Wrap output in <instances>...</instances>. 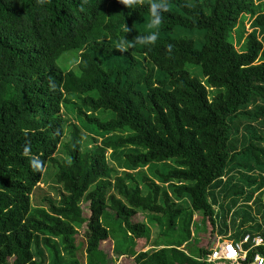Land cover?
<instances>
[{"label": "trees", "instance_id": "obj_1", "mask_svg": "<svg viewBox=\"0 0 264 264\" xmlns=\"http://www.w3.org/2000/svg\"><path fill=\"white\" fill-rule=\"evenodd\" d=\"M151 3L0 0V264H113L106 242L130 264H210L184 247L193 227L264 238V0H168L159 29Z\"/></svg>", "mask_w": 264, "mask_h": 264}, {"label": "rangeland", "instance_id": "obj_2", "mask_svg": "<svg viewBox=\"0 0 264 264\" xmlns=\"http://www.w3.org/2000/svg\"><path fill=\"white\" fill-rule=\"evenodd\" d=\"M245 25H246V27H245V30H244L245 32L244 33L246 34V32L251 31L250 22L249 23L248 22L245 23ZM77 58H78V55H77V53L75 51H68L59 59L58 64L63 70H69V69H72L75 66ZM142 62L145 63V67L149 66L148 62L145 61L144 59H142ZM195 74L199 75L197 70L195 71ZM66 116L71 122L79 123L78 119H77L76 115L73 113V111L70 110V111L66 112ZM81 127L83 128V126H81ZM86 133H87V135H89V131H86ZM110 154H111V151H109V153H108L109 159H110ZM110 163H111V165L112 164L114 165V163L112 162L111 159H110ZM146 171H147V169H146ZM148 173H150V171ZM52 178H53V174H52L51 171H49V174L47 175V177H46V179L44 181L46 183V185L42 184V186L45 185L44 189H45V191H47V193H52V190H51ZM43 194L44 193H42L41 191L37 190L35 192L34 199L35 198L36 199L37 198H41ZM216 207L218 208V206H216ZM254 210H255V205H254ZM146 216H147V218H149L148 221L150 222V218L152 217L151 214H148ZM139 217H140L139 219L142 220L143 216H139ZM258 220L263 221V223H264V216H261ZM151 229L152 230H151V237H150L149 245H147L144 248H142V251L153 250L154 247H155L154 244L156 242L162 241L163 234H162L161 229L159 228V226L157 224H153V225H151ZM219 238L222 239L223 236L213 237L212 240H210L208 242L207 239L200 238L198 235H196L195 238H194V239H196V241L194 242L193 247L194 248H198L197 244H200L201 242H206V244L208 243L210 245L209 246V248H210V247H212V245ZM228 241H234L235 242V240L232 239V238L228 239ZM79 243L81 245V248H80V251H79V255L81 256L82 259H84L85 258V255H84L85 241H84V239L82 237H81V242H79ZM115 245H116V242L114 243V247H113V244L111 246H109V244L106 242L105 243V248H104V249H106V252L108 253L109 257L113 260V264H130L132 262V258L128 257V256H124V255H126L125 252H124V247L121 246L120 244H119V246H115ZM157 248H159V247H157ZM191 248L186 247L185 249L187 251L191 252L192 251ZM110 264H112V263L110 262ZM227 264H231V263H227Z\"/></svg>", "mask_w": 264, "mask_h": 264}, {"label": "built area", "instance_id": "obj_3", "mask_svg": "<svg viewBox=\"0 0 264 264\" xmlns=\"http://www.w3.org/2000/svg\"><path fill=\"white\" fill-rule=\"evenodd\" d=\"M250 241L254 247L264 245V238L260 235L252 237L251 234H247L241 242L219 238L212 247L210 255L204 260L210 264H246L249 250H245L244 245ZM254 264H264V256L256 254Z\"/></svg>", "mask_w": 264, "mask_h": 264}, {"label": "clouds", "instance_id": "obj_4", "mask_svg": "<svg viewBox=\"0 0 264 264\" xmlns=\"http://www.w3.org/2000/svg\"><path fill=\"white\" fill-rule=\"evenodd\" d=\"M120 3L127 6L128 8L138 3V0H120ZM169 3L168 0H152V3L149 5V11L151 13V21L148 25L151 29H159V26L163 23L164 17L163 13L168 10ZM128 31L129 28L127 29ZM159 38V31H154L149 35H138L134 39V43L137 45H145V46H153L156 44ZM118 50L121 52H127L128 50V40L126 38H122L118 44ZM169 50H171V46H169ZM29 150L28 147L25 148L27 152ZM32 166L34 170H39L42 166V162L32 161Z\"/></svg>", "mask_w": 264, "mask_h": 264}, {"label": "crops", "instance_id": "obj_5", "mask_svg": "<svg viewBox=\"0 0 264 264\" xmlns=\"http://www.w3.org/2000/svg\"><path fill=\"white\" fill-rule=\"evenodd\" d=\"M192 231H193V234H192L193 238H192V240H191L190 242L186 243V244L184 245V247H186V246H187V247H190V248L192 247V250L197 251L198 248H201V247H204V246H206V245H207V246L209 245L208 243L206 244V242H201L200 244H197V247H198V248H194V247H193V244H194V242L196 241V239H194V238H195V236H196L197 233L195 232L194 227L192 228ZM197 235H198V234H197ZM198 236H199V235H198ZM222 239H223V238H222ZM215 245H216V243H214V244L212 245V247L215 246ZM184 247H183V248H184Z\"/></svg>", "mask_w": 264, "mask_h": 264}, {"label": "snow or ice", "instance_id": "obj_6", "mask_svg": "<svg viewBox=\"0 0 264 264\" xmlns=\"http://www.w3.org/2000/svg\"><path fill=\"white\" fill-rule=\"evenodd\" d=\"M235 255V253H233Z\"/></svg>", "mask_w": 264, "mask_h": 264}]
</instances>
